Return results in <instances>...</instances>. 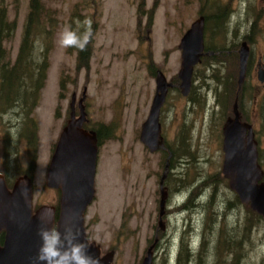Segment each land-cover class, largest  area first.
<instances>
[{
    "label": "rangeland",
    "instance_id": "374dc122",
    "mask_svg": "<svg viewBox=\"0 0 264 264\" xmlns=\"http://www.w3.org/2000/svg\"><path fill=\"white\" fill-rule=\"evenodd\" d=\"M44 1L49 11L44 18L54 33L46 47V81L33 113L38 120L37 142L31 146L30 155L25 124L19 126L21 117L0 110V172L13 182L31 169L34 207L57 204L59 190L47 184L49 163L63 127L72 116V104L77 118L85 93L88 127L101 130L96 196L87 209L86 226L90 240L100 245L102 255L113 253L112 264H143L149 255L152 264H179L182 232L188 229L194 240L189 258L192 264H199L198 260L206 255L211 258L206 264H226L221 257L227 255V249L241 251L243 264H259L264 258V221L248 235L244 223L250 206L239 204L236 191L219 180L222 157L216 143L209 139L202 102L196 100L199 105L193 107L192 100L171 89L161 114L165 143L178 147L180 152L179 161L168 167V177L173 176L169 180L191 187L186 195L175 192L166 201L164 229L159 225L160 181L171 154L167 149L151 152L141 141L140 132L156 91L155 71L160 68L169 80H179L181 39L204 9L264 8V0ZM30 2L0 0V15L4 9L3 16L16 22L15 32L3 37V49L10 54L11 63L18 55ZM86 18L92 21L93 35L86 46L88 62L80 66L78 48H63L58 39L64 27L76 30L77 21ZM78 31L82 33L84 28ZM203 67L198 68L195 78L200 95L209 91L210 71ZM207 202L211 206L208 213L200 206ZM211 222L214 234L206 228L203 231V224ZM157 230L160 232L156 236ZM202 231L206 238H213L210 248L199 249ZM226 261L230 263L231 255Z\"/></svg>",
    "mask_w": 264,
    "mask_h": 264
},
{
    "label": "water",
    "instance_id": "95a60500",
    "mask_svg": "<svg viewBox=\"0 0 264 264\" xmlns=\"http://www.w3.org/2000/svg\"><path fill=\"white\" fill-rule=\"evenodd\" d=\"M205 18L201 15L183 35L180 48L182 64L179 71L181 89L184 93L192 84L194 66L200 61L204 50ZM244 53V52H243ZM242 55V68L246 60ZM165 72L159 69L156 76V91L147 118L143 121L140 139L152 152L165 147L162 131L161 110L167 99L170 87ZM73 105V104H72ZM76 118L75 113L67 121L57 141L48 171L47 184L60 188L59 212L54 205H42L33 209L32 179L28 174L17 177L10 188L5 175L0 172V264H39L36 261L40 247L37 232L41 226L56 225L61 231L66 225H72L78 231L79 239L88 244V252L99 264H111L113 253L101 256L100 248L90 242L86 233L85 213L96 194V173L99 154V138L93 129L83 127L86 118L83 108ZM226 156L223 172L230 177L231 187L237 191L241 201L250 204L251 208L264 216V180L260 181L264 171L250 157L249 148L242 144L226 143ZM256 150L254 154L256 156ZM169 164L161 178V220L164 229L163 214L165 213L168 189L164 185ZM45 209H52L54 216L49 222L47 216L41 215ZM143 264H152L149 255Z\"/></svg>",
    "mask_w": 264,
    "mask_h": 264
},
{
    "label": "flooded vegetation",
    "instance_id": "af4514ba",
    "mask_svg": "<svg viewBox=\"0 0 264 264\" xmlns=\"http://www.w3.org/2000/svg\"><path fill=\"white\" fill-rule=\"evenodd\" d=\"M209 8L210 11L205 12L204 9L202 14L205 18V45L200 61L194 66L192 84L188 93L182 91L178 73L177 78L180 81H176L175 77L169 80L174 85L169 89L161 114L171 89L180 91L183 96L192 100L193 107L195 105L198 107L202 102L205 124L207 123L210 132L209 139L216 143L222 157L220 170L224 178L223 182L226 181V184L231 187L230 177L223 172L226 143L242 144L251 152L253 150V155L250 157L254 164L257 163L264 171V8L262 6H232L229 9H222L219 6L215 10L212 6ZM224 21H227L226 24L223 23ZM244 54L247 58L242 68ZM201 65H204L203 69L207 68L210 71L207 74L210 79L207 84L209 91L204 95L199 94L195 82L196 72ZM159 69L155 71V76ZM84 99L85 93L79 105L80 114L83 108L86 116L83 127L93 129L97 135L101 136L99 128L88 127L89 118L86 105L83 104ZM196 100L199 103H195ZM74 107L73 104L71 113L74 112L77 115ZM11 112L13 115L17 113L14 109L10 110ZM17 114L19 115L20 112ZM160 149H167V147L165 145ZM168 164H170L169 160ZM262 180H264V174L260 181ZM166 187L168 188L167 185ZM169 198L171 195L168 188L167 202ZM159 232L157 230L156 236Z\"/></svg>",
    "mask_w": 264,
    "mask_h": 264
},
{
    "label": "trees",
    "instance_id": "16d2710c",
    "mask_svg": "<svg viewBox=\"0 0 264 264\" xmlns=\"http://www.w3.org/2000/svg\"><path fill=\"white\" fill-rule=\"evenodd\" d=\"M30 1H31L30 9L25 19L24 34L21 39L18 55L13 63H11L10 54H7V52L3 49V37L5 33H7V35H11L15 32L16 22L11 21L6 16H3L4 9L0 15V20H1L0 22V110L2 113L4 112L9 113L11 109H16L17 113L20 112L19 116L21 117V120L19 121V126L25 124V137L30 147L28 148V152L31 155V146L35 142H37V137H38L37 136L38 120L33 113L35 112L36 107L39 104L40 93L46 81L47 69L49 67V48L46 47L48 44V40H51V37L54 33V29L48 27L47 21L44 18V16L49 12L48 8L45 5V1L44 0H30ZM76 7H78V5ZM79 15L80 13L78 14V16ZM73 17H76V14H74ZM52 19L53 17L50 18V21ZM71 19L72 22L74 23V18ZM40 45L41 47H39ZM79 53H80L78 55L79 65L81 66L87 64L89 51L86 49L84 51L79 50ZM27 109H29V111ZM26 111L28 112L26 113ZM11 113L13 114V112ZM17 113L15 114V116L18 115ZM19 126H17V128H19ZM19 136L21 135L19 134ZM98 138L100 143L101 136L98 135ZM165 145L167 147L168 152H170L171 154L170 157L167 158L170 163L169 166L171 167L179 161L180 152L178 147H174L170 144L168 145L167 143H165ZM35 159H36V153H35ZM33 162L34 160L31 159V168L33 166ZM30 172L31 169L24 171V173H28V174H30ZM5 176L8 183L12 185L14 181L10 182L7 174H5ZM169 178L171 180L173 176L169 175L168 177L167 175L166 178V182H167L166 185L169 188L171 196L175 194V192L176 194H184V195H186V192L188 191L191 192L190 191L191 187L185 185L183 186L177 185L173 183L171 184ZM219 180H221V182L223 183L224 178L221 174ZM206 188L208 187H205L203 191ZM58 190H59V197L56 205L57 208L59 209V198L61 191L60 189ZM190 197L192 199V195ZM236 198L239 204H241L237 195ZM194 204L195 202L193 203V205ZM207 204L208 202L200 203V206L205 208V210L208 213L209 211L211 212L210 209L211 206L210 204L208 205ZM215 204L216 202H214L212 206H214ZM183 206H185V203H183L180 206L181 210ZM192 207L190 209H192ZM204 212L203 214H206V212L205 213ZM260 221L261 222L264 221L263 216L251 210L249 207H247V215L245 218L244 226H245V230L248 232V235H250L251 229H253L254 226L258 225ZM204 228H206V230L211 232L212 234H214V231L216 230L214 228L213 222L206 223L205 225L203 224V231ZM203 231H202V239L199 249L205 247L206 249L210 248L211 240L213 239V238L211 239L210 236L206 238L204 236ZM187 233L188 236H186ZM192 235H193L192 231L189 232L188 229L187 230L184 229L182 232L181 248H180L181 251L179 253V258H178L179 264H192V262L189 260V258L192 257L191 252L193 251L192 242H194V240H191ZM3 239H4V234H1L0 241L2 242ZM240 243L241 241L239 242V244ZM225 252H227V255L228 254L231 255L230 263L226 261V257H227L226 254H223V256L221 257L222 261H224L226 264H243L242 261L244 255L241 254V251L238 253L237 252L234 253L232 250L229 251L227 249ZM186 254H187V258L185 259ZM209 258L210 255H206L200 258L198 260V263L206 264L208 260L210 261L211 258L210 259ZM259 264H264V258H262V261Z\"/></svg>",
    "mask_w": 264,
    "mask_h": 264
},
{
    "label": "clouds",
    "instance_id": "9594fccd",
    "mask_svg": "<svg viewBox=\"0 0 264 264\" xmlns=\"http://www.w3.org/2000/svg\"><path fill=\"white\" fill-rule=\"evenodd\" d=\"M84 28L82 33L78 29ZM92 21L85 19L77 21V29L66 26L59 33L58 43L63 48L74 47L84 51L92 38ZM42 217L47 216L51 222L54 212L45 209ZM40 237V247L36 261L39 264H99V261L88 252V244L79 239L78 231L72 225H66L61 231L57 226H41L37 232Z\"/></svg>",
    "mask_w": 264,
    "mask_h": 264
}]
</instances>
